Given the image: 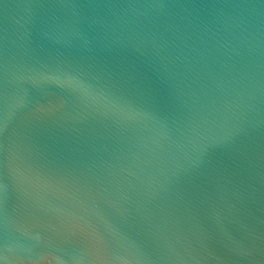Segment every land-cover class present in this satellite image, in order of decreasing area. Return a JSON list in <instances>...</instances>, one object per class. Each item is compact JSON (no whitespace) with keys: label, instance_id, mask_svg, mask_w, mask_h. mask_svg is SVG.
Returning a JSON list of instances; mask_svg holds the SVG:
<instances>
[{"label":"water","instance_id":"water-1","mask_svg":"<svg viewBox=\"0 0 264 264\" xmlns=\"http://www.w3.org/2000/svg\"><path fill=\"white\" fill-rule=\"evenodd\" d=\"M0 264H264V0H0Z\"/></svg>","mask_w":264,"mask_h":264}]
</instances>
